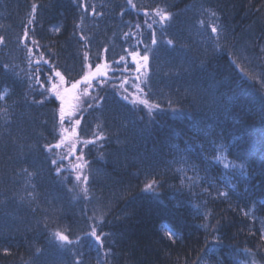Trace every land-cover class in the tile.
<instances>
[{"label": "trees", "instance_id": "16d2710c", "mask_svg": "<svg viewBox=\"0 0 264 264\" xmlns=\"http://www.w3.org/2000/svg\"><path fill=\"white\" fill-rule=\"evenodd\" d=\"M153 31L159 47L151 44ZM162 34L173 44L160 43ZM0 36V264H74L79 253L84 264H264V0H0ZM145 45L152 51L141 89L151 105H161L160 114L121 99H143L122 83L129 53L144 55ZM120 56L127 65L116 63ZM37 60L76 79L82 66L104 63L116 85L91 90L104 97L99 107L86 108L84 92L76 96L85 110L70 143L95 140L101 131L105 139L83 155L77 145L72 164L62 158L63 145L44 148L59 141L63 128L58 98L40 86L50 89L49 65L37 73ZM168 100L184 115H173ZM210 141L246 164V177L221 164L208 169L229 200L176 192L169 185L179 186V175L164 173L179 167L169 164L178 156L172 146L192 145L184 154L204 175L202 154L215 155ZM161 173L159 198L141 192ZM225 173L234 190L220 180ZM100 220L97 234H111L102 246L89 237L61 247L51 237L55 231L75 240ZM209 223L219 229L215 248L202 227ZM165 226L181 238L169 241Z\"/></svg>", "mask_w": 264, "mask_h": 264}, {"label": "snow or ice", "instance_id": "6c2138e0", "mask_svg": "<svg viewBox=\"0 0 264 264\" xmlns=\"http://www.w3.org/2000/svg\"><path fill=\"white\" fill-rule=\"evenodd\" d=\"M128 3L131 4V0H128ZM169 14L164 13L163 15L160 16V22H164L168 20ZM149 28H151V25H148ZM213 32H216L217 30L215 28L212 29ZM25 35H27L25 33ZM84 39H87L86 37ZM4 41V37L0 36V43ZM33 43H36L33 41ZM139 43V42H138ZM160 43L167 44V45H172L173 41L172 40H164L163 39V34L161 35V41ZM151 44L157 45L159 47V43L156 39L155 31H153L152 36H151ZM219 47V46H217ZM31 51V50H29ZM152 51L149 45L144 46V55H140L139 51H132L129 53L131 57L132 63L136 66L135 71L140 72L141 70H144L145 72L148 69V63H149V55L148 52ZM127 56H120L119 61H116L117 64L120 62H125V65H127ZM42 64H48L47 72L45 79L50 85V89L46 88L44 84H41V88L43 89V92H50L51 96H54L58 98L61 107L58 109L59 113V122L57 127L63 128L64 123L67 122L69 127H72L75 129L81 124V120L83 119V111L85 108H79L77 109L76 112L70 111L69 109L71 108V105L69 103V98H75V93L81 88V85L84 86L83 92L87 94L88 98L87 100L84 101V105L86 108H93V107H99L100 106V101L104 100L103 96H92L91 95V90L95 88H99L105 84H109L111 87H116L114 83H111L107 77H108V72L106 71V64L104 63H98L95 65L93 69L92 64H87L86 66L81 67V75L79 79H76L75 77L72 78H66L65 74L62 73L55 65L49 64L48 61H41L37 60L35 64V69L36 72L39 73L40 68L42 67ZM8 66L5 65V68ZM114 71H116L114 69ZM47 73H50L47 74ZM116 79V77H114ZM136 79H139L137 77ZM93 81H96L95 86L93 85ZM124 83H127V78L124 79ZM5 94H7V89L5 88ZM126 91V90H125ZM140 94H143V89L139 90ZM134 96L136 94H133ZM49 97H45V99H48ZM2 99V97H0ZM121 99L129 101L133 105H145L148 106L150 109L154 110L156 114H160L161 112L164 111V109L161 107L160 104H155L151 105L148 99H129L128 95H122ZM44 101H39V103H43ZM174 101L168 100L167 104L169 107V110L172 112L173 115H184V112L182 109H175L172 108V104ZM79 115V118L77 117V114ZM149 117L154 121V116L152 111H149L148 113ZM65 132H67V129H64ZM198 133L202 132L203 130L201 129H196ZM73 134L75 135V131H73ZM207 135V133H204ZM93 135L96 137L95 140H77L76 142L70 144L67 149V154L65 158H72L75 157L76 152L78 150L77 145H79V151L80 154L83 155V150L84 148L88 147L89 145H94L97 141H103L105 137L101 132H95ZM67 137H61L59 141L53 145V144H46L44 145V148L51 152L54 148H60L62 145H64L65 140ZM212 145V152L215 153V155L209 156L206 153L202 154V159L205 163V169H204V175L200 174V167L197 165L194 161H191L187 155L184 154L185 151H191L193 146L189 145L187 149L181 150L178 148V146L173 145V149L178 153V156L175 157L172 161H169L170 165H179V167H174V168H165L164 173H167L168 171H172L175 174L179 175L180 177V184L179 186L177 185H169L171 189H173L176 192H182V191H187L188 194L195 198L198 196H208L212 199H223V200H229L230 199V194L227 191H221L220 187L216 183V178L211 177L208 174V169L216 164H221L223 165V168L226 170V173L228 170H235L239 172L240 176L246 177L248 175L247 173V168L245 163H236L235 161L229 160L228 156L226 155L228 151V146H226L223 143L217 144L215 141H210ZM197 148H203V145L197 144ZM51 163L53 165H57V160L53 159L51 160ZM60 168H56V172H60ZM24 171H27L26 169ZM191 171L193 172V176H188L187 173ZM225 173V175L220 177V180L223 182L224 186H226L229 189H235V184H233L228 177V175ZM32 174L29 173V176ZM159 179L155 178V176L144 184L143 188L141 189V192H146L150 193L156 198H159L161 195V192L159 189L162 187V184L164 182V174H158ZM79 179V177H77ZM85 182H87V178L85 177ZM202 184H207V187H203ZM200 187V192H196L195 188ZM86 192V190H85ZM206 206V205H205ZM179 207V205H177ZM193 207L195 210L205 218L209 216V213L206 211H201V205L199 204H194ZM244 215H248V213H244ZM90 220H95V217H90ZM103 220L98 221L95 224L89 223L87 225L88 228H90V231L83 232V235H77L75 240L70 239V236L67 234H64L63 232H52L51 237L52 239L59 243L61 247L64 246H75L78 245L83 239H87L91 237L97 245L102 246L104 243V239L111 234L108 233H103L101 232L100 234H97V229L99 227H102ZM45 227L47 228V224H45ZM202 227L205 228L206 231H209L212 233V240L216 242L214 244V248L216 245L219 244L220 242V236L217 234L219 232V229L213 226L212 224H205L202 225ZM165 232H166V237L169 241L172 243H175L177 239L181 238L180 233L175 230V229H170L165 226ZM261 240H264V235L261 236ZM213 250V249H210ZM7 252V249L5 250ZM241 253L248 254V255H253L250 249H242L240 250ZM42 250L40 248H36V255H41ZM83 253H79L74 261V264H84V261H82L79 257L82 256ZM233 264H250L249 261L246 260H239L235 259ZM251 264H255V261H252Z\"/></svg>", "mask_w": 264, "mask_h": 264}, {"label": "rangeland", "instance_id": "374dc122", "mask_svg": "<svg viewBox=\"0 0 264 264\" xmlns=\"http://www.w3.org/2000/svg\"><path fill=\"white\" fill-rule=\"evenodd\" d=\"M135 67L136 66L132 63V61L130 59V64H128V67L127 66H124V74L126 75L127 83H129L131 85V86L130 85L129 86L132 89V93L133 92L134 93L137 92V94L135 93L136 94V97L140 96L141 98H143V94H140L139 90L141 89V82L144 79L147 71L145 72L144 70H141L140 72H136L135 71ZM106 71L107 72L110 71L107 66H106ZM108 76H109V74H108ZM137 77H139V79H136ZM127 83H124L123 82L122 84L125 85ZM83 89H84V86L81 85V88L75 93V98H76L77 95L79 96V93L80 92H83ZM126 90L129 91L127 88H126ZM75 98H71V97L69 98V103L71 105V108L69 110L70 111H74V112H76L77 109H79L81 107V104L78 103V102H76L75 101ZM143 99H145V98H143ZM65 128L67 129V132L64 131ZM73 131H75V129H73L72 127H69V125L67 124V122H65L64 123V126H63V130H62L61 137H65L66 136L67 139L65 140V143L62 146V148H63L62 149V152H64V154H65V155L62 156V158H64L65 161H69L70 164H72L73 161H74V159H76L77 156H78V151H77L75 157L65 158L66 157V154H67L68 146L71 144L70 143V139L74 135L73 134Z\"/></svg>", "mask_w": 264, "mask_h": 264}]
</instances>
